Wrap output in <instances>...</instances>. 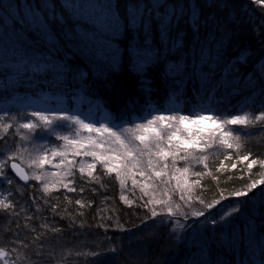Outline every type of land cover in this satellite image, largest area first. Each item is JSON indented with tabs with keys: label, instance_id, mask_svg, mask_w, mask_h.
Masks as SVG:
<instances>
[{
	"label": "trees",
	"instance_id": "16d2710c",
	"mask_svg": "<svg viewBox=\"0 0 264 264\" xmlns=\"http://www.w3.org/2000/svg\"><path fill=\"white\" fill-rule=\"evenodd\" d=\"M108 4L125 24V6L130 9L133 4L140 5L149 21L148 39L159 59L154 56L144 65V72L138 71L133 51L144 33L131 39L134 33L125 32L123 27L114 35L103 28L99 21L108 12ZM173 10L175 16L165 33L161 21ZM177 36L181 39L178 47L173 44ZM126 44L133 46L129 49L132 60L127 55L115 62L93 59L87 51L111 45L124 52ZM261 65L264 6L253 0H0V114L7 111L19 116L20 107L27 104L37 108L31 102L44 94L50 99L63 97L62 110L68 112L83 114L95 104V115L113 118L114 124L127 125L149 111L170 106L188 111L203 105L225 115L257 114L264 107V95L254 75ZM138 78L143 79V87ZM50 102L53 107L54 102ZM235 127L241 133H252L243 142L241 154L251 152V158L264 159V122ZM4 140L14 146L18 137L13 138L10 130ZM219 151L208 161L218 180L205 176L203 187L195 188L192 195L206 202L220 199L221 204L211 213L230 210L234 204L241 207L222 228L219 215L217 225L205 223L204 217L181 220L191 225L187 228L194 229L195 235L183 234L171 222L161 223L167 220L165 216L148 219L146 210L135 206L138 201L134 197H129L134 201L131 207L120 200L121 189L114 176H102L100 183L79 181L85 189L82 193L54 191L50 203L59 205V214H53L43 202L49 198L38 191L40 185L35 181L23 185L14 178L13 185L0 183V188H11L17 208L34 219L26 220L24 212L18 216L0 212V245L18 249L22 258L18 264H260L264 259V185H258L248 197L230 194L250 179L259 178L261 169L255 166L248 174L243 164L231 169L234 161L224 160L228 167L217 172L224 159ZM202 169L197 165L194 170ZM98 174L99 165L94 175ZM17 184L21 186L19 193ZM221 191L228 198H222ZM64 196L73 203L68 204ZM29 197H35L36 203ZM76 199L90 202L91 207L81 209ZM36 207H40L39 213ZM199 207L194 204V208ZM212 218L207 216L209 221ZM25 224L36 227L41 235L39 244L33 241L36 233ZM41 224L60 231L40 228ZM21 241L29 247H22ZM92 251L102 254L77 255Z\"/></svg>",
	"mask_w": 264,
	"mask_h": 264
},
{
	"label": "snow or ice",
	"instance_id": "6c2138e0",
	"mask_svg": "<svg viewBox=\"0 0 264 264\" xmlns=\"http://www.w3.org/2000/svg\"><path fill=\"white\" fill-rule=\"evenodd\" d=\"M253 2L264 6V0ZM116 8H119L118 3ZM107 9L108 12L99 21L103 28L111 30L114 35L123 27L125 32L134 33L131 39L138 38L143 32V40L134 48L126 44L124 52L111 45L98 49L88 48V55L93 59L111 62L127 55L129 60H132L133 56L129 49L133 48L138 71L144 72V65L150 63L154 56L159 59V53L151 47L148 39L151 32L146 30L149 21L144 19L140 5L133 4L130 9L125 6L126 24L112 10L113 5L108 4ZM174 16L175 10L166 21H161L165 33L170 30ZM195 17L196 13H193V18ZM173 44L180 46L179 36ZM254 75L257 76V84L264 95V65H261L258 74ZM138 82L143 87V79L138 78ZM251 83L252 81H249V84ZM261 122H264V107L255 115L251 112L225 115L203 105H194L188 111L170 106L156 109L154 112L149 111L147 116H141L135 121L129 120L127 125L86 121L79 114H70L67 110L33 109L22 112L19 116L10 115L5 111L0 115V141H4V144L0 145V183L11 186L14 184V178H18L25 185L29 181H35L40 185L38 191L43 193V197L49 198L44 199V204L50 206L53 214H59L57 211L59 205L50 203L51 199H54L52 197L54 191L64 189L68 192L82 193L85 189L79 181L100 183L102 176H114L121 189L120 200L129 207L133 206L134 201L130 200L126 193L131 192L135 196L136 191H139V196L136 197L138 203H135V206L144 208L148 219H154L158 215L165 216L167 220L161 223L171 222L172 225L184 230L191 225L181 223V220L186 222L190 218L198 220L204 217L205 223L217 225L216 216L219 215L222 228L223 222L239 213L241 207L234 204L230 210L226 208L211 213L214 207L221 204V200L206 202L192 193L195 188L203 187L201 181L205 176H212L214 180H218V177L212 175L208 165L210 157L216 155L217 150H220L219 154L224 158L220 161L217 172L228 167L224 160L234 161L230 165L231 169H236L238 163L247 162L248 174H251L255 166L261 169L257 173L259 178L250 179L244 187L233 191L231 197H248L258 185H264V159L251 158V152L241 154L243 142L250 138L252 133H241L238 128L229 127H255ZM205 123L215 127H201ZM10 130L13 138H19L18 142L14 141V146L4 140L9 136ZM47 137H54L55 141L61 143L39 142ZM77 157H80L79 161ZM181 162L184 164L183 167L178 166ZM97 165L100 166L101 174L94 175ZM197 165H202L203 169L194 170ZM9 169L14 173V177L9 174ZM192 177L196 179H191ZM101 186L103 187L102 184ZM20 187L19 184L16 185L17 193L20 192ZM221 197L228 198L224 197L222 191ZM29 199L36 203L35 197ZM63 199L68 204L73 203L67 196ZM75 204L81 209L91 207L90 202L86 204L82 199H76ZM194 204H199L200 207L194 208ZM35 211L39 213L40 207H36ZM0 212L10 216H18L24 212L26 220L34 219V216L29 215L23 208H17V200L11 188H0ZM209 214L213 217L210 221L207 219ZM78 215L82 216L83 212H79ZM24 227L36 233L33 241L39 244L41 235L36 227L27 224ZM39 227L48 229L47 224H41ZM100 227L105 225L101 224ZM118 227L122 230V226ZM48 230L60 231L58 228ZM21 246L29 247L23 241ZM108 251L114 252L115 249L109 248ZM34 254L40 255L39 252ZM101 254L99 251L77 253L94 257ZM21 259L15 246L9 249L0 245V261L3 264H18ZM93 264L98 262L94 261ZM260 264H264V259H261Z\"/></svg>",
	"mask_w": 264,
	"mask_h": 264
},
{
	"label": "rangeland",
	"instance_id": "374dc122",
	"mask_svg": "<svg viewBox=\"0 0 264 264\" xmlns=\"http://www.w3.org/2000/svg\"><path fill=\"white\" fill-rule=\"evenodd\" d=\"M51 100L54 102V106L53 107H51L49 105V103H51L50 102ZM32 102H31V104H33L37 108H31L29 106V104H27L28 106H21L20 107L21 108L20 109V113L27 112V111H31L33 109H50V110H58L59 111V110H62L64 108L65 99L63 97H59V96H56V97H53V98L50 99V96L49 95L44 94L39 99H35ZM75 107H77V105H75ZM95 107H96L95 104H91L86 109V111L83 112V114H80L82 112H78V110H76V112H69V113L70 114H79L81 116V118L86 119V121L112 122L113 123V118L107 119V117H105L103 115H95L96 114ZM72 111H74V108L72 109ZM20 113H19V115H20ZM0 115H3V114L1 113ZM253 115H255V114H253ZM190 127H195V126H190ZM201 127H204V128H212V127H215V125H212V124H209V123H205V124L201 125ZM230 127H235V126H230ZM62 131H66V130H62ZM18 141H19V138H18ZM49 141L54 142V143H61L60 141H55V138L54 137H47L46 139H44L42 141H39V142L47 143ZM76 159L79 161L80 157H77ZM85 159L90 160L91 158H85ZM246 163L247 162L243 163L244 167H246ZM178 166L183 167L184 166L183 162H181ZM126 195H128V198L129 197H134V199H136V197L139 196V191L138 190L136 191L135 196L131 192H127ZM192 227H195V226H192ZM188 229L189 228L186 227V229L181 230V232L183 234H186L187 233V234H191V235H193L195 233V230L194 229H192L190 231ZM1 264H3L2 261H1Z\"/></svg>",
	"mask_w": 264,
	"mask_h": 264
},
{
	"label": "water",
	"instance_id": "95a60500",
	"mask_svg": "<svg viewBox=\"0 0 264 264\" xmlns=\"http://www.w3.org/2000/svg\"><path fill=\"white\" fill-rule=\"evenodd\" d=\"M10 172H11V170H10ZM12 175L14 176V173H12ZM18 182H20L21 184H23V185H25L24 184V182H22V181H19V179L18 178H15ZM29 183V182H28Z\"/></svg>",
	"mask_w": 264,
	"mask_h": 264
}]
</instances>
